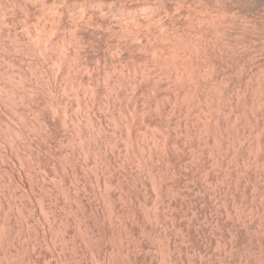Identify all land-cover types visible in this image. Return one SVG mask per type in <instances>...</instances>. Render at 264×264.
<instances>
[{"label": "rangeland", "instance_id": "obj_1", "mask_svg": "<svg viewBox=\"0 0 264 264\" xmlns=\"http://www.w3.org/2000/svg\"><path fill=\"white\" fill-rule=\"evenodd\" d=\"M57 1L58 3H56ZM57 1L53 3L54 0H36V2L35 0L34 1L31 0L33 4L32 3L29 4L27 8H22V7L5 8L3 5L0 4V7H2L0 8L1 9L0 15L2 16L3 14H5L6 16V18L4 17V15L2 16L5 18V21L2 20L4 18H1L0 16V21L2 20L1 21L2 23L1 22L0 23L3 24L2 28H1L2 25H0L1 28L0 49L4 47L3 48L4 51L8 53V51H10L8 49L13 50L12 48H14V46L16 45L15 42L18 43L19 41H25L26 39L24 38V36L26 34L27 37L30 35L29 36L30 38L33 37V39H31L32 41L28 39L26 41L34 42L31 44L32 47L37 46L38 43L40 44V42L46 47V50L49 53L47 60L48 62H46L47 67L48 64H51L50 62H54L55 61L54 59L58 58V55L62 57V55L67 52L63 49L71 50L73 52L72 59L73 62L75 63L74 65H76L75 73L77 75L78 73L79 75L81 74L80 75L81 77L84 76L82 77L84 81L89 85H94L95 88L97 89L96 94H98L97 99L99 98L100 101V105H99L100 109L96 110V112L100 115L96 117L94 123L95 125L100 123L102 127H104L105 145L103 144L104 148L102 147L101 153H99V155L98 153H96L95 156H91V157L89 156L90 158H88L89 160L87 161H89L88 163H89L90 171L87 170L85 171V169L82 168L84 167L82 162L83 161L82 155L78 157L79 154L77 155L76 153L75 160L77 161L75 162L70 158H67L66 160V156L63 155L62 152L63 150H65V148L62 147H64L63 144L64 145L67 144L68 136L66 133H64V131H62L60 124L53 117V114L51 113L52 111H50V109L48 108V104H47L48 99L44 97V95L39 93L38 97L35 98L34 100L30 98L25 99V103H27L26 106L27 107L30 106L29 107L30 110H34V111L38 110L39 112L37 111L34 113L32 111H29L28 113H26L27 119L24 122H21L19 119H17V116H15L14 113V111L17 112L16 109H21L20 106L21 103L15 102L13 104V102H11L12 103L11 104L8 101L7 104V100H9L10 97L8 96L9 97L8 99L7 95H5L6 94L5 90L0 91V94L2 95V96L0 95V99H3L0 100L1 101L0 122L3 119L2 122L0 123L1 125L0 132L4 131L7 128L4 132L0 133L1 136L0 145L4 144L3 146H0V150L2 151L0 152V163H1L0 164V264H264V230L262 229L264 228L263 225L264 221H262L264 220L262 219L264 218L263 217L264 211H262L264 210V205H263L264 200L263 202L261 200H258L257 203V200L252 201V199L250 200L240 199L242 200V204H243L241 205L240 200H235L234 202L232 201L233 199H231L230 197H223V196L219 197L217 190L219 189L220 192L224 191L225 189L223 187L222 188L217 187L216 189H214L216 194L214 196L212 184L208 185L210 182L211 183L214 182L210 179L211 175L210 177L207 176L208 178L207 183H206V178L203 179V183H202V179H200V176L201 178H203L202 176L203 173L205 175L202 166H200L198 162L194 164L195 167L191 165L188 159L189 154L187 155L185 152H184L185 154L182 153L183 155L180 152L177 153V155H175L176 160H178L174 165L176 168L172 166L174 170L172 169L170 170V172L171 173L173 172L172 174L174 175L172 174L170 175L169 172L167 173L169 177H167V175H165L166 173H164L163 176H161V179H163L162 186H160L158 190L153 189L150 186V182H149L150 180L147 177V174L145 173V171L142 170V168H140V166H138L137 160L139 155H136L137 156L136 157L134 154L132 155L131 152L128 153L125 151L124 140L120 139V137L118 138L119 135L114 133L112 128L113 127L112 119L110 118V116H108L109 113L105 108L107 107V95L105 94V88H106L104 85L105 82L104 80H102L103 79L102 71L104 69L108 70L110 76L116 79V77L118 75L120 76V74L124 76L125 74H123L122 71L126 70V68L128 67L138 68L139 66L140 68L144 69L145 66L148 65V62L143 58V53H142L143 51L142 50L140 51L139 47L134 48L135 51L132 50L133 47H130L131 42L132 44L133 43L135 44L138 43V40L133 42L131 41L130 38H128V36L126 37L123 36L122 38V36L118 34L117 28H121V26L122 28H124L127 24L129 25V22L132 24L131 20L133 19L135 24H132L133 26L130 24L129 25L130 28L134 30H138V32L142 30L141 33L139 32V34L142 37V40L145 41L146 40L145 38H147V33L157 31L159 30L160 27L162 28V21H163L162 19H164L165 15L168 18V20H171L173 16L175 17L180 14V12L182 11L181 6H183V8L191 9L192 8L191 5L178 0H174V1L155 0V2L154 0H139V1L117 0V2H122L120 3L119 8L118 9L116 8L117 10L115 9L117 13L120 12V15L119 13L117 14L114 9H112L117 15H119L118 16L119 19H121L122 17V20L119 19L117 20L116 14H113L114 12L111 13L109 11L111 10L110 6L112 7V3L114 0H106L104 6H100L102 7V9L98 6V4H96V1L98 0H95L92 6H90V8L86 10L85 7H82L81 5H75L73 3H69V4L64 3L63 5L64 2L63 0L60 1L57 0ZM147 1H149L151 4L144 5V2ZM71 2L73 1L71 0ZM109 2H111V5L109 4ZM129 2L131 3L129 4ZM164 2H166V4ZM193 2L195 3V1ZM163 6L165 8H163ZM160 7L165 11L162 10ZM69 8L72 10H69ZM40 9L42 10V12ZM140 9L141 11H139ZM142 9L143 10L145 9L144 11L146 12V14L142 12L143 11ZM174 9H176V11H174ZM11 10L13 11L11 12ZM27 10H29V12ZM82 10L84 11V13ZM121 10L122 12L124 11V13H122ZM14 11L16 12V14ZM128 11L130 12L126 13ZM171 11H174L176 15L171 14L172 13ZM27 12L28 15L27 14L25 15V13ZM140 12L144 16L140 15L139 14ZM147 12H150V14L153 16H151L150 14L148 15ZM10 13H11L10 15L11 17L9 16ZM74 15L77 18H75ZM131 15L133 16L131 17ZM162 15L163 17L161 19ZM25 16L26 19H23L25 18ZM28 16L30 18L32 17L33 18L30 19ZM36 16L39 20L41 18L42 21L41 20L39 21L38 19H34V17L36 18ZM71 16L72 18L74 17V20L69 21L68 18L71 19ZM27 17L29 22L27 21ZM139 17L141 18L144 17L143 18L144 21ZM145 18L146 20L149 19L148 22H151L150 26H149L150 23L146 22ZM43 20L44 21L46 20V22H44ZM165 20L167 19L165 18ZM123 21L124 24L126 25L123 24ZM154 21H158V22H154ZM75 22L76 24L71 27L70 25H72ZM115 22L118 24H116ZM140 22L142 23L141 24L142 26H139ZM5 23L7 26H4ZM114 23L116 28L114 26ZM136 23L138 25H136ZM33 24L34 26L37 25V27L36 26L35 27L37 28L38 30L37 32H39V34L40 31L43 29V31H41L40 36L39 34H37V32L36 33L34 32L35 31L34 29L36 28L33 27ZM40 24H42L43 27L42 29L40 27L41 26ZM157 24L160 26L159 28L156 27ZM9 26L11 27L10 29ZM76 26H78L79 29L76 28ZM25 27L27 28V31ZM62 27H64V29ZM145 27L146 28L149 27V28L146 29ZM48 28L51 32L48 30ZM109 28L113 32L109 30ZM143 28L144 30L146 29L145 33ZM39 29L41 30L39 31ZM21 30L24 31V33L21 32ZM45 31L46 33L47 32L48 33L44 34ZM108 31L109 32L111 31V33H109ZM7 32L8 33L10 32L11 34L7 35ZM142 32L146 36H143ZM36 34L39 37H34L37 36ZM53 35L54 37H52ZM118 35L120 36L119 38L117 37ZM8 36L10 37L8 38ZM5 37L8 38V40H5ZM61 37L64 38L62 39ZM37 38L41 40L37 41L36 40ZM49 39L51 40V43ZM55 39H57V41H55ZM148 39H150V41H148L149 44L150 43L154 44V40H152L150 37H148ZM61 40L64 42L60 43ZM64 43L68 45L65 44L64 46ZM13 44L14 46L11 47ZM55 44H57V46H55ZM60 44H63L62 46L64 48L62 50L60 48L62 47ZM52 45L55 47H53ZM113 46L117 50L113 48ZM110 47H112L113 50ZM3 49L2 51H0V73L1 75H3L4 80L6 79L5 72L8 73L14 71L16 73L15 71L17 69L16 67L21 68L22 66L23 67L27 66L26 68H28V62H26L27 60H25L24 65H22L23 62H20L22 64L19 63L22 57L20 56L18 57L17 53L13 55L12 53L14 51L13 52L10 51V53L11 52L12 53L11 54L9 53L8 56V54L4 53ZM57 49L59 51H57ZM118 49H121V51L120 50L118 51ZM62 51H64V53ZM128 51L131 52L130 56L126 59L121 60L120 56L123 55L124 52H128ZM111 52L112 55L110 54ZM115 52L117 54H119L120 52V55L117 56ZM134 52L137 54H135ZM61 53L63 54L61 55ZM10 55L13 56L14 58L10 57ZM78 56L82 58V60ZM2 59L4 62H2ZM80 61L81 62L83 61L82 64ZM85 61L88 64H86ZM5 63H10L11 65L9 64L5 65ZM89 66H90V70H89ZM42 67L40 68V70L42 69L43 71H46V69ZM85 67L88 69V71L87 69L86 71H84ZM94 68L97 71H95ZM100 68H102L103 70ZM42 70H41V77L44 80L43 82L45 83L49 82L46 74H42L43 72ZM90 73H91V77L89 78ZM123 79L126 80V77H124ZM0 80H1L0 86L2 85L0 88H2L4 81H2V78H0ZM141 83L145 85L143 79H141ZM58 89H61V87ZM123 89L126 90L127 88L126 89L123 88ZM13 90L14 91L11 90L9 91L10 95L11 94H13L14 96L16 95L15 97L20 95L21 92L15 89ZM130 92L131 90L129 91L128 89L126 94V101L132 103V100L130 101L131 99ZM59 94L61 96L62 92H59ZM38 101L39 103H37ZM144 101H145L144 97L141 96L137 97V104H142V102L144 103ZM86 102L88 103V101ZM9 104L10 106H12L11 111L13 113L11 112L12 117L11 115L10 116L8 115L10 120L9 119L6 120L5 118L8 117L3 115V112H5V109L8 110L11 109L9 108L10 107ZM16 105L17 107H15ZM7 106L9 107L7 108ZM37 106H39V108H37ZM116 111H118V113L121 114L120 110H116ZM28 115L29 118L32 116L31 117L32 119L31 118L29 119ZM43 120L47 121V124L50 126L49 127L50 132L43 130V125L41 124ZM9 121L10 122L15 121L14 122L15 124L14 123L11 124ZM16 121L19 124L16 123ZM34 122H36V124ZM25 126L28 128H26ZM34 126L35 127L38 126V127L35 128ZM55 127H57V130ZM31 129H33L34 132ZM7 130H9V132ZM43 131L44 133H42ZM142 132L143 131H141L139 134L144 133ZM108 139H110L111 141H109ZM114 139L116 140V142L114 141ZM106 141L109 146L107 145ZM8 143H10L13 148L14 147L15 148L13 149ZM61 143L63 144L61 145ZM58 146L60 148H58ZM56 147L60 150H57ZM111 149L113 150V152ZM114 149L116 150L114 151ZM122 149L123 151L119 152V150ZM4 150L6 152H4ZM23 151L25 154L23 153ZM10 153L13 154L11 155ZM120 153L122 154V157ZM117 154H119V156H117ZM12 156L14 157L12 158ZM23 157L26 158L23 159ZM100 158L102 160L101 165L99 164ZM19 159L21 160V162L28 163L29 161L28 164L30 165L28 166L29 168L27 170L26 168H23V166H21L20 164L21 162ZM125 159L127 160V162ZM113 161H115L118 166ZM177 165L179 166L177 167ZM99 166L100 167L102 166V168H100ZM111 166L113 167L111 168ZM184 166L188 170V172L184 168ZM196 166H199L201 168ZM179 167H182L181 170H179L180 169ZM115 168L117 170H115ZM138 168L142 171L140 172ZM177 168L178 170H176ZM197 168L199 169V171L197 170ZM91 169L93 170L91 171ZM137 169L139 172L137 171ZM184 169L186 171H183ZM36 170L39 171L37 172ZM129 170L130 171L132 170L133 172L131 171L132 172L131 173ZM175 170L177 171V173ZM190 170H192L193 175H191L192 173ZM179 171L181 172L179 173ZM197 172L198 173L200 172L201 175H199L200 173L198 174ZM109 174L110 176L107 177ZM181 175L184 176L185 180H183V176ZM143 178L145 179L143 180ZM193 178L195 179L197 178L196 179L197 181ZM102 180L104 182H102ZM134 182L136 183V186H133L135 185ZM29 185H31L32 187L31 186L29 187ZM160 190L162 191V193ZM171 190L173 191L175 190V191L173 192ZM176 190L178 191L176 192ZM156 192L159 194H157ZM152 193H155V195ZM155 196L157 200H154L156 199ZM224 198L226 199L223 200ZM228 201L229 204L227 203ZM231 201L234 203H232ZM250 201L253 204H249ZM259 201L261 202V205H263V207L261 206L259 207ZM154 202L156 205L154 204ZM239 202H240V207L238 206ZM235 204L239 208L236 206L237 207L236 209ZM153 206L156 209L158 207L157 210L158 212H156V209H153ZM254 207L257 208L258 210H255ZM240 208L242 209L241 212H240L241 210ZM260 208L263 209L261 210ZM235 209L239 213H237ZM243 209L245 210L243 211ZM247 210H249L250 212L249 211L247 212ZM151 211L152 213L154 211L155 212L152 214ZM251 212H253L254 215ZM248 213H250V215ZM256 213H258L260 217H258ZM260 213H262L263 215L261 216ZM255 214L257 215L258 218L255 216ZM235 216L237 217L240 216V217L238 219ZM251 217H255L256 219L253 218L254 220L253 221ZM259 218L261 220H259L258 222L257 219ZM256 222H258L257 224L259 225H257Z\"/></svg>", "mask_w": 264, "mask_h": 264}, {"label": "bare ground", "instance_id": "obj_2", "mask_svg": "<svg viewBox=\"0 0 264 264\" xmlns=\"http://www.w3.org/2000/svg\"><path fill=\"white\" fill-rule=\"evenodd\" d=\"M56 1L57 0H54L53 3H55ZM63 1H64L63 5H64V3L65 4L73 3L75 5H81L82 7H85V10H86V9L90 8V6H92V4L94 3L95 0H72L73 2H71V0H63ZM164 1H166V0H164ZM178 1H182L186 4H189V5H191L192 8L191 9L183 8V6L180 5L182 7V11L181 12L179 11L180 14L179 15L177 14L178 16H175V17L173 16L171 20H168L166 15L164 16V19H162V17H163V15H162L161 16V19L163 20L162 21V28L158 25L159 24L158 23L156 25V27L157 28L160 27L159 30L155 29L157 31H153V32H149V30H148L149 33H147V38H145L146 42L142 40V37L139 34V32L141 33L142 30L138 32V30L131 29L129 26L131 24L130 22H129V25L127 24L129 27L126 24H124V21H123V24L126 26L125 27L123 26L124 28H122V26H121V28H117L118 34L120 36H122V38H123V36H125V37L128 36V38H130L131 41H133V42L138 40V43H135V44L134 43L132 44V42H131L130 47H133L132 50H134V48L139 47L140 51L141 50L143 51L142 52L143 58L148 62V65L145 66L144 69L140 68L139 66H138V68H135V67L129 68L128 67V68H126V70L122 71L123 74H125V75L123 76L120 74V76L119 75L117 77L115 76L116 79L112 78L110 76V73L108 70H106V69L103 70L102 68H100L103 70L102 71V76H103L102 80H104L105 84H104V82H103V84L106 87L105 88V94L107 95V107H105V108L109 113L108 116H110V118L112 119L113 131H114V133L119 135L118 138L120 137V139L124 140L126 152H128V153L131 152V154L132 155L134 154L135 156L139 155L138 160H137L138 166H140V168H142V170L145 171V173L147 174V177L150 180L149 181L150 186L153 189L158 190L160 188V186H162V184H163L162 180L163 179H161V176H163L164 173H166L165 175H167V173H169L171 169L174 170L172 168V166L175 167L174 165L176 164V161H178V160H176L175 155H177V153H179V152L181 154L185 152L187 155L189 154L188 159H189V163L191 165H193L195 167L194 164H196L198 162L200 164V166H202V169L205 172V175H204V173L202 175L203 178H201V176H200V179H202V183H203L204 178H206V183H207V179H208L207 176L210 177V175H211L210 179L214 182L213 183L208 182L209 183L208 185L212 184L214 196L216 195L214 189H216L217 187L218 188L223 187L225 190L224 189H222V190H224V191L220 192L219 189L217 190L219 197L220 196L230 197L231 199H233L232 201H234V202H235V200H240V199H244V200L245 199H249V200L252 199V201L257 200V203H258V200H261L263 202V200H264V0H178ZM193 1H195V3ZM35 2H36V0H35ZM105 2H106V0H98V1H96V4H98V6L100 7V6H104ZM154 2H155V0H154ZM31 3H32L31 0H0V4L3 5L5 8H8V7L27 8L28 5ZM56 3H58V1ZM120 3H122V2H117V0H114L112 3V7L110 6L111 10H109V11L111 13L114 12L112 9H114V10L116 8L118 9L120 6ZM130 3L131 2H129V4ZM164 3L166 4V2H164ZM174 3H177V2H174ZM109 4L111 5V2H109ZM150 4L151 3L149 1L144 2V5H150ZM60 6H62V5H60ZM0 8H2V7H0ZM100 8L102 9V7H100ZM163 8H165V7L163 6ZM173 8H172V10H173ZM21 9H19V10H21ZM107 9H108V7H107ZM69 10H72V9L69 8ZM116 10H115V12H116ZM122 10H121V12H122ZM144 10L142 12H144L146 14V12ZM162 10H164V9H162ZM0 11H1V9H0ZM12 11L13 10H11V12ZM27 11L29 12V10H27ZM139 11H141V9ZM174 11H176V9H174ZM174 11H171L172 12L171 14L176 15V13H174ZM25 12H26V10H25ZM28 12L25 13V15L26 14L28 15ZM41 12H42V10H41ZM115 12L113 14L117 13V12L116 13ZM129 12L130 11H128L126 13H129ZM179 12H177V13H179ZM2 13H3V11H2ZM5 13H6V11H5ZM83 13H84V11H83ZM118 13L120 15V12H118ZM122 13H124V11ZM147 13H148V15L150 14V12H147ZM15 14H16V12H15ZM117 14H116V16H117V20H118L119 15H117ZM139 14L143 15V14H141V12ZM3 15L6 18L5 14H3ZM10 15H11V13L9 14V16ZM42 15H43V13H42ZM2 16H1V18H4ZM128 16H127V19H128ZM132 16L133 15H131V17ZM151 16H153V15H151ZM151 16H148V17H151ZM28 17H27V21H28ZM113 17H114V15H113ZM5 18L2 20L5 21ZM32 18H30V19H32ZM75 18H77V17L75 16ZM139 18H141V17H139ZM143 18L144 17H142L141 19L143 20ZM165 18L167 20H165ZM23 19H26V16ZM34 19H38L37 16H36V18L34 17ZM100 19H102V18H100ZM156 19H158V18H156ZM40 20H41V18H40ZM68 20L69 21L74 20V17L72 18V16H71V19L68 18ZM68 20H65V21H68ZM79 20H81V19H79ZM119 20H122V17ZM145 20H146V18H145ZM148 20L149 19H147L146 22H148ZM10 21H13V20H10ZM18 21H17V23H18ZM131 21H132V24H135L133 19ZM139 21H141V20H139ZM44 22H46V20ZM80 22H82V21H80ZM99 22H100V20H99ZM154 22H158V21H154ZM154 22H152V23H154ZM1 23H0V25H2L1 26V28H2L3 24H1ZM115 23H114V26H115ZM125 23H127V22H125ZM148 23H150L149 24V26H150L151 22H148ZM75 24H76V22L70 26L72 27ZM116 24H118V23H116ZM141 24L142 23L140 22L139 26H142ZM40 25H38V26H40L42 29L43 28L42 24H40ZM50 25H51V23H50ZM119 25H120V23H119ZM136 25H138V24L136 23ZM144 25H145V23H144ZM4 26H7L6 23ZM18 26H20V25H18ZM35 26L37 27V25H35ZM35 26L33 24L34 28H36ZM55 26H57V25H55ZM80 26H82V25H80ZM26 27H27V25H26ZM40 27H38V28H40ZM146 27H147V24H146ZM10 28L11 27L9 26V29ZM25 28H24V30H25ZM62 28L64 29V27H62ZM76 28H78V26H76ZM115 28H116V26H115ZM148 28H146V29H148ZM41 29H39V31ZM67 29H68V27H67ZM67 29H66V31H67ZM104 29H106V28H104ZM34 30H35L34 31L35 33L38 31L37 28ZM48 30H49V28H48ZM48 30H46V31H48ZM70 30H71V28H70ZM109 30H111V29L109 28ZM143 30H144V28H143ZM145 30H144V33H145ZM26 31H27V28H26ZM41 31H43V29ZM41 31H40V34H39V32H37V34H39V36L41 35ZM46 31L44 34L48 33V32L46 33ZM111 31L110 32L108 31V32L111 33ZM21 32L24 33V31H22V30H21ZM35 33H34V35H35ZM103 33H105V32H103ZM144 33H143V36H146V35H144ZM9 34H11V33L7 32V35H9ZM26 35L24 36V38L26 40L27 39L28 40L33 39V37L32 38L29 37L30 35L28 37ZM119 35L117 36L118 38L120 37ZM39 36L37 35L34 37H39ZM62 36H64V35H62ZM9 37L10 36H8V38ZM52 37H54V35ZM125 37H124V39H125ZM148 37H150L152 40H154V44L148 43V41H150V39H148ZM2 38H4V37H2ZM8 38L5 37V40H8ZM42 38H43V36H42ZM44 38H45V36H44ZM26 40L25 41H19L18 43L15 42L16 45L14 46V44H13L11 46V47L14 46V48H12L13 50H11V49H8V50H10L12 52L14 51L13 53L11 52L13 55L15 53H17L18 57L19 56L22 57L21 60L19 61V63L23 62V64L22 63H20V64L24 65L25 60H27L26 62H28V68H26L27 66H24V67L22 66L21 68L16 67L17 68L15 70L16 73L14 71H11L8 73L5 72V76H6L5 80L3 78V75H1V73H0V78H2V81H4L3 87L0 88V91L5 90V93H6L5 95H7V97L8 96L10 97V99L8 97L9 100H7V98H6L7 104H8V101L10 103L13 102V104L15 102L21 103V105H20L21 109H16L17 112L14 111L15 116H17V119H19L21 122H24L27 119L26 113H28L29 111H32L34 113L38 111V110H36V111L30 110V108H29L30 106L29 107L26 106L27 103H25V99L30 98V99L34 100L35 98L38 97L39 93L44 95V97H46L48 99V102H47L48 108L50 109V111H52L51 113L53 114V117L60 124L62 131H64V133H66L68 136L67 137V144L65 143L66 145H64L63 143H61V145L63 144V146H64L62 148H65V150H63L62 153H63V155L66 156V160H67V158H70L71 160H73L75 162V161H77V160H75L76 153H77V155L79 154L78 157L80 155H82L83 156L82 162L84 165V167H82V168L85 169V171L86 170L90 171L89 163H88L89 161H87V160H89L88 158H90L91 156H95L96 153H98V155H99V153H101L102 147L104 148V145H105L104 144L105 143L104 127H102V125L100 123L97 125H95V123H94V121L96 120V117L100 115L96 112V110L100 109V106H99L100 101H99V98L97 99L98 94H96L97 89L95 88L94 85L87 84L84 81V79L82 78L84 76L81 77L80 76L81 74L79 75V73H78V75H77L75 73V71H76L75 66L76 65H74L75 63L73 62V59H72L73 52L71 50L63 49L64 48L62 46L63 44H60L62 46L60 48H61V50L63 49L67 52L65 54H63L64 51H62L63 53H61V55L63 54L64 56L62 55V57H61L58 55V58L54 59L55 60L54 62H50L51 64H48V67H47L46 62H48L47 60H48L49 53L46 50V47L43 44H41V42H40L41 45L38 43L37 46L32 47L31 44L34 42H30V41L27 42ZM36 40L38 41L41 39L37 38ZM55 41H57V39H55ZM62 42H64V41L61 40L60 43H62ZM50 43H51V40H50ZM126 43H127V41H126ZM36 44H37V42H36ZM57 44H55V46H57ZM65 44L66 43H64V46H65ZM143 44H145V45H143ZM66 45H68V44H66ZM6 46H5V49H6ZM55 46H53V47H55ZM122 46H123V44H122ZM3 48H1L0 51H2ZM110 48H112V47H110ZM113 48H115V47L113 46ZM113 48H112V50H113ZM115 49H114V51H115ZM52 50H53V48H52ZM119 50L121 51V49H118V51ZM3 51H4V49H3ZM10 51H8V53H6L4 51V53L8 54V56H9ZM57 51H59V50L57 49ZM112 52L110 53L111 55H112ZM50 53H52V52H50ZM17 54H16V56H17ZM80 54H82V53H80ZM115 54H117V53L115 52ZM130 54H131L130 51L124 52V54L120 56L121 60L128 58L130 56ZM135 54H137V53H135ZM78 55H79V53H78ZM119 55H120V52H119V54H117V56H119ZM10 57H13V56L10 55ZM80 59L82 60V58H80ZM133 59H135V58H133ZM4 60H6V59H4ZM77 61H78V58H77ZM2 62H4L3 59H2ZM82 62H81V64H82ZM7 64L11 65L10 63H5V65H7ZM86 64H88V63L86 62ZM10 67H12V66H10ZM41 67L46 69V71H43L42 69L41 70L43 71L42 74H46L49 82H46V83L43 82L44 80L41 77V70H40ZM86 69L87 68L85 67L84 71H86ZM89 70H90V66H89ZM4 71H5V69H4ZM87 71H88V69H87ZM95 71H97V70L95 69ZM6 74H9V75H6ZM89 75H90L89 76V78H90L91 73ZM87 76H86V78H87ZM124 77H126V80L123 79ZM141 79L144 80L145 85H143L141 83ZM86 81H87V79H86ZM88 83H89V81H88ZM95 85H97V84H95ZM60 87H61V89H58ZM123 88H125V89L127 88V89L124 90ZM13 89L21 92L20 95L17 97H15L16 95L14 96L13 94L10 95L9 91L10 90L14 91ZM102 89H103V87H102ZM128 89H129V91L131 90L130 101L132 100V103H129V101H126V94H127ZM38 91H40V92H38ZM59 92H62L61 96H60ZM12 93H15V92H12ZM139 96L144 97L145 105L143 102H142V104H137V97H139ZM0 100H3V99H0ZM4 101H5V99H4ZM30 101H28V102H30ZM86 101H88V103ZM37 103H39V101ZM0 106H1V101H0ZM9 106H10V104H9ZM9 106H7V108ZM11 107L12 106H10L9 108H11ZM15 107H17V105ZM18 108H20V107H18ZM37 108H39V106H37ZM102 108H104V107H102ZM11 110H12V108L10 110L5 109V112H3V115H5L6 117H8V115L10 116L13 113ZM116 110H120L121 114L118 113V111H116ZM1 115H2V113H1ZM11 117H12V115H11ZM120 117H122L123 119ZM28 118H29V115H28ZM5 119L8 120L9 117L5 118ZM15 119H13V120H15ZM37 119H38V117H37ZM2 120H1V122H2ZM51 121H52V119H51ZM53 121H54V119H53ZM14 122L11 121L10 123L12 124ZM26 122H28V121H26ZM36 122H34V123L36 124ZM16 123H18V122L16 121ZM110 123H111V121H110ZM2 124H4V123H2ZM6 124H8V123H6ZM41 124L43 125V130L49 131L50 126L47 124V121L43 120V122H41ZM36 127H38V126H36ZM5 128H6V126H5ZM26 128H28V127H26ZM39 128H41V127H39ZM55 128L57 130V127H55ZM124 129H125V131H124ZM1 130H2V128H1ZM31 130L33 131V129H31ZM4 131H2V132H4ZM7 131L9 132V130H7ZM141 131H143L144 133L142 132L143 134H139ZM2 132H0V133H2ZM15 133H16V131H15ZM42 133H44V131ZM54 138H55V136H54ZM108 140L111 141L110 139H108ZM114 141L116 142L115 139H114ZM23 142H21V143H23ZM106 143H107V141H106ZM8 144H10V143H8ZM3 145H0V146H3ZM107 145H108V143H107ZM10 146H11V144H10ZM58 148H60V147L58 146ZM58 148L56 147L57 150H60ZM115 150L116 149H114V151ZM12 151H14V150H12ZM120 151H123V149L119 150V152ZM0 152H2V151L0 150ZM4 152H6V151L4 150ZM112 152H113V150H112ZM23 153H24V151H23ZM117 156H119V154H117ZM13 157L14 156H12V158ZM18 157H19V155H18ZM121 157H122V154H121ZM21 158H22V156H21ZM24 158H26V157H23V159ZM108 160H109V158H108ZM26 161H28V160H26ZM20 162H21V160H20ZM101 162H102V160L100 158L99 159L100 165H101ZM113 162H115V161H113ZM122 162H123V159H122ZM126 162H127V160H126ZM187 162H185V163H187ZM28 163H29V161H28ZM28 163L27 162H21L20 164H21V166H23V168H26V170H27L29 168L28 166L30 165ZM199 164H197V165H199ZM116 165H117V163H116ZM191 165H188V166H191ZM102 166L101 167L99 166V167L102 168ZM178 166L179 165H177V167ZM112 167L113 166H111V168ZM196 167H199V166H196ZM125 168H128V167H125ZM179 168H180L179 170H181L182 167H179ZM184 168H185V166H184ZM199 168H201V167H199ZM138 169H137V171H138ZM185 169L183 171L187 170V169L186 170ZM92 170L93 169H91V171ZM115 170H117V169L115 168ZM142 170L139 169L140 172ZM160 170H161V172H160ZM176 170H178V168ZM197 170L199 171L198 168H197ZM29 171H31V170H29ZM183 171H182V173H183ZM190 171L192 173V170H190ZM180 172L181 171H179V173ZM187 172H188V170H187ZM172 173L170 172V175ZM176 173H177V171H176ZM27 174H28V172H27ZM142 174H144V173H142ZM172 175H174V174H172ZM191 175H193V173ZM199 175H201V173ZM109 176H110V174L107 177H109ZM181 176H183V175H181ZM204 176H206V177H204ZM167 177H169V176L167 175ZM173 178H175V177H173ZM178 178H179V176H178ZM144 179L145 178H143V180ZM193 179H195V178H193ZM183 180H185L184 176H183ZM208 181H210V180H208ZM102 182H104V181L102 180ZM147 184H148V182H147ZM164 184H165V182H164ZM171 184H172V181H171ZM30 186L31 185H29V187ZM133 186H136V183ZM191 186H192V184H191ZM174 188H175V186H174ZM104 189H105V186H104ZM106 190H107V188H106ZM109 190H110V188H109ZM179 190H180V188H179ZM205 190H207V189H205ZM211 190H209V191H211ZM167 191H165V192H167ZM171 191H173V190H171ZM177 191L178 190H176V192ZM185 191H186V189H185ZM161 193H162V191H161ZM161 193H160V195H161ZM169 193H170V191H169ZM152 194L155 195V193H152ZM157 194H159V193H157ZM171 196H172V194H171ZM167 197H168V195H167ZM173 197H175V196H173ZM155 198H156V196H155ZM225 199L226 198H224L223 200H225ZM154 200H157V198ZM234 202H232V203H234ZM240 202H241V205H243L242 200H240ZM240 202L238 205L239 207H240ZM243 202H245V201H243ZM151 203H152V201H151ZM227 203L229 204V201ZM154 204H155V202H154ZM249 204H253V203H251V201H250ZM157 205H159V204H157ZM263 205H261V202L259 201V207L260 206L263 207ZM54 206H56V205H54ZM154 206H153V209H156V208H154ZM236 206L237 205L235 204V208L237 209L238 206L237 207ZM250 207H252V206H250ZM59 209H60V207H59ZM149 210H151V209H149ZM149 210H148V212H149ZM157 210H158V207L156 209V212H158ZM244 210L245 209H243V211ZM255 210H258V209L255 208ZM162 211H164V210H162ZM241 211H242V209L240 210V212ZM248 211L249 210H247V212ZM262 211H264V210H262ZM236 212L239 213L237 210H236ZM253 212H254V210H253ZM253 212H251V213L253 214ZM151 213H152V211H151ZM262 213H260L261 216L263 215ZM159 214H160V212H159ZM248 214L250 215V213H248ZM256 214L258 215V213H256ZM256 214H255V216L257 217ZM161 215H163V214H161ZM237 216H235V217H237ZM239 217H237V218L239 219ZM258 217H260V215H258ZM263 217H264V215H263ZM253 218H255V217H251L252 220H253ZM248 219H250V218H248ZM262 219H264V218H262ZM259 220H261V219L260 218L257 219L258 222H259ZM262 221H264V220H262ZM258 222H256V224ZM257 225H259V224H257ZM263 225H264V223H263ZM258 227H260V226H258ZM259 229H261V228H259ZM262 229L264 230V228H262Z\"/></svg>", "mask_w": 264, "mask_h": 264}]
</instances>
